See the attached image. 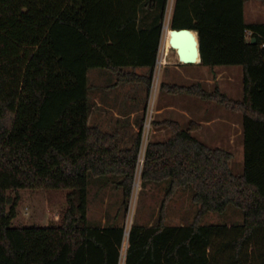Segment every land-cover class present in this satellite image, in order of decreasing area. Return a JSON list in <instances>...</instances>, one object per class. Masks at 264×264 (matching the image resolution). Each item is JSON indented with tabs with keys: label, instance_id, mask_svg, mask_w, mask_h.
<instances>
[{
	"label": "trees",
	"instance_id": "obj_1",
	"mask_svg": "<svg viewBox=\"0 0 264 264\" xmlns=\"http://www.w3.org/2000/svg\"><path fill=\"white\" fill-rule=\"evenodd\" d=\"M168 1L0 0V264H120L126 228L89 225V178H120L127 208L142 133L121 148L118 130L90 124L89 71L150 91ZM247 1L176 0L170 22L199 33L198 65L243 67L242 99L201 83L162 85L243 114L244 169L234 173L233 153L194 135L200 124L165 120L174 134L148 144L142 181L169 188L154 223L131 228L125 264H264V22L246 21ZM188 187L200 205L194 221L167 225V203ZM25 188L70 189L61 220L12 226ZM230 204L242 224L202 223Z\"/></svg>",
	"mask_w": 264,
	"mask_h": 264
},
{
	"label": "rangeland",
	"instance_id": "obj_2",
	"mask_svg": "<svg viewBox=\"0 0 264 264\" xmlns=\"http://www.w3.org/2000/svg\"><path fill=\"white\" fill-rule=\"evenodd\" d=\"M246 7L247 21L264 22V0H248ZM173 10L172 0H169L164 27L167 24L170 25ZM146 12L145 10L142 13V24L147 23ZM163 54L162 39L150 91L144 85L122 84L115 86L117 76L106 69L93 68L89 71L91 85L90 124L108 132L118 130L117 142L121 148L133 146L139 133H142L136 176L127 208L123 204V189L117 184L120 178L115 176H90L89 178V225H122L126 228L120 264L126 262L131 228L134 224L147 226L154 223L169 188V181L147 184L142 181V170L148 144L166 141L174 134L172 127L163 122L174 120L180 124L181 128L186 129L191 126V122L182 116V108L185 106L194 107L195 103L204 102V104L212 107L201 112L205 114V117L219 114V116L229 119L236 118L238 125L233 130L234 133H237L238 136L242 130L243 114L241 112L233 111L216 101L204 100L190 94L172 95L162 89L164 83L179 85L201 83L209 93L218 89L229 98L240 100L244 94L242 66H233L236 68L229 69V73H222L218 79L217 72L214 73L212 69H208L206 66L181 65L175 50L169 51L166 63H162ZM136 71L140 74H149L148 68H138ZM229 77L233 81H229ZM166 105L170 107L166 109ZM228 127L222 128L221 131L228 133ZM198 129H195L194 133L199 132ZM208 132L202 130L199 134L205 135ZM240 139H244V137L241 136ZM238 140L235 139L236 145L240 144ZM224 141L229 142L228 135ZM233 155L234 157L230 162L232 171L242 173L244 153L238 152L235 148ZM69 192L70 189L65 188L20 189L17 216L13 220L12 226L45 227L59 222L62 212L67 208ZM192 196V187L181 188L175 192L167 203V225H184L194 221L200 205L193 201ZM243 222V211L233 204H230L223 213L209 212L202 219V223L205 225H231L242 224Z\"/></svg>",
	"mask_w": 264,
	"mask_h": 264
},
{
	"label": "crops",
	"instance_id": "obj_3",
	"mask_svg": "<svg viewBox=\"0 0 264 264\" xmlns=\"http://www.w3.org/2000/svg\"><path fill=\"white\" fill-rule=\"evenodd\" d=\"M175 1L176 0H172V6L174 9L175 6ZM247 6V3H246ZM171 13V17H172ZM247 7H245V17H246V21H247ZM247 22H256V21H247ZM198 65V64H196ZM208 69H212V71L214 73L217 72L218 74V79L221 76L222 73H229V69L232 68H236L233 66H217L214 68H210L207 67ZM229 81H233V79L231 77H229ZM98 105H101L100 103H98ZM194 107H189V106H185L182 108L181 112H182V116L184 118H188L190 122H196L197 124H200V129L199 132L194 133V135H196L202 142H204L205 144H207L208 146L212 147V148H222V149H226L228 151H230L231 153L234 154V149L237 148L238 152H243L244 153V139H240L241 136H243V129L240 132V135L237 133H234V129L235 127H237L236 125H238V120L236 118H232L229 119L227 117H223V116H211V117H205L203 113H201L204 110H207L209 108H212L211 106H208V104H204V102H197L194 104ZM204 105V108H203ZM170 107L166 105V109ZM165 109V108H164ZM161 110V109H158ZM223 124L222 126L220 124ZM221 126V130L222 128H226L227 126H229V131L228 133L222 132L219 128ZM202 130H206L209 131L208 133H206L205 135L199 134L202 132ZM225 135V137H224ZM228 135V140L224 141V138H226ZM239 139L238 141L240 142V144L236 145L235 139ZM234 224H231L228 226H232Z\"/></svg>",
	"mask_w": 264,
	"mask_h": 264
},
{
	"label": "water",
	"instance_id": "obj_4",
	"mask_svg": "<svg viewBox=\"0 0 264 264\" xmlns=\"http://www.w3.org/2000/svg\"><path fill=\"white\" fill-rule=\"evenodd\" d=\"M171 30V45L178 54L180 64H200L202 58L199 33L187 28ZM255 41L256 39H253V42Z\"/></svg>",
	"mask_w": 264,
	"mask_h": 264
},
{
	"label": "bare ground",
	"instance_id": "obj_5",
	"mask_svg": "<svg viewBox=\"0 0 264 264\" xmlns=\"http://www.w3.org/2000/svg\"><path fill=\"white\" fill-rule=\"evenodd\" d=\"M171 29L172 28L168 24L164 27V32H163V48H164V54L163 55L164 56H163V59H162V63H166L167 62L166 58H167V55H168L169 51L171 49L174 50L172 48V45H171V36H172V32H173ZM175 52H176V50H175ZM176 54H177V52H176ZM177 56H178V54H177Z\"/></svg>",
	"mask_w": 264,
	"mask_h": 264
},
{
	"label": "built area",
	"instance_id": "obj_6",
	"mask_svg": "<svg viewBox=\"0 0 264 264\" xmlns=\"http://www.w3.org/2000/svg\"><path fill=\"white\" fill-rule=\"evenodd\" d=\"M251 35H252V33H251V32H248V37H250V38H251Z\"/></svg>",
	"mask_w": 264,
	"mask_h": 264
}]
</instances>
